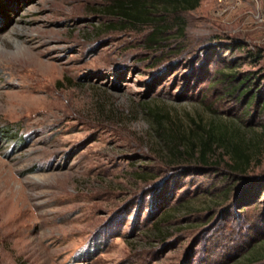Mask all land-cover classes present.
<instances>
[{"label":"rangeland","instance_id":"1","mask_svg":"<svg viewBox=\"0 0 264 264\" xmlns=\"http://www.w3.org/2000/svg\"><path fill=\"white\" fill-rule=\"evenodd\" d=\"M109 5L0 0V264H264V186L241 211L246 187L169 164L148 115L258 136L229 86L264 73V0L155 14L158 43ZM248 172L264 181L262 144Z\"/></svg>","mask_w":264,"mask_h":264},{"label":"trees","instance_id":"2","mask_svg":"<svg viewBox=\"0 0 264 264\" xmlns=\"http://www.w3.org/2000/svg\"><path fill=\"white\" fill-rule=\"evenodd\" d=\"M198 1L108 0L110 5L105 8L104 12L131 26L155 24L149 40L152 43H158V38L165 27L156 25L164 19L155 14L192 10L197 6ZM258 57L259 55L255 56V58ZM240 76L241 78L235 85L229 86L231 96L237 101H246L245 109L255 104L261 113L264 112V84L262 86L259 84V81H264V73L259 76L252 73ZM231 77L234 78V76ZM256 81L258 84L252 90ZM148 112L153 132L157 138L156 146L169 164L185 161L196 162L200 164V167L211 169H221L222 166L225 173L223 180L230 178L233 181L229 189H234L233 186L238 184V188L244 185L243 187H246L244 191H248L247 195H242L241 199L236 198L235 204L240 205L241 211L251 205L249 203L251 200L247 199V196L251 194L249 190L260 184L264 186V181L258 183L260 180L247 176L260 144L264 146V126L259 128L258 136L251 138L246 137L249 132H241L234 123L230 122L226 125L225 122L219 120L217 123L211 121L202 125L201 122L197 123L189 119L191 125L181 130L173 124L169 113L156 109Z\"/></svg>","mask_w":264,"mask_h":264}]
</instances>
